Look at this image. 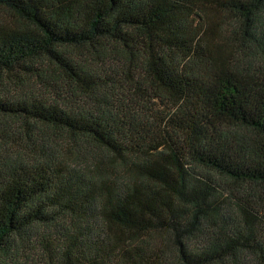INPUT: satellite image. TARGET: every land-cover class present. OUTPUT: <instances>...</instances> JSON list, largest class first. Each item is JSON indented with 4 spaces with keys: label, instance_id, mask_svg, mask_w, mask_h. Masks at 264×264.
Returning <instances> with one entry per match:
<instances>
[{
    "label": "trees",
    "instance_id": "16d2710c",
    "mask_svg": "<svg viewBox=\"0 0 264 264\" xmlns=\"http://www.w3.org/2000/svg\"><path fill=\"white\" fill-rule=\"evenodd\" d=\"M0 264H264V0H0Z\"/></svg>",
    "mask_w": 264,
    "mask_h": 264
}]
</instances>
